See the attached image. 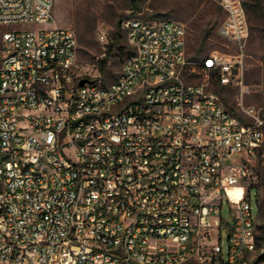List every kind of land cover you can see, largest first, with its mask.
<instances>
[{
	"label": "built area",
	"instance_id": "2783aa9c",
	"mask_svg": "<svg viewBox=\"0 0 264 264\" xmlns=\"http://www.w3.org/2000/svg\"><path fill=\"white\" fill-rule=\"evenodd\" d=\"M213 1L237 53L200 69L243 85V1ZM55 3L0 0V264H264L245 186L264 166L261 111L187 84L188 32L170 20L123 22L131 52L103 85L76 33L46 27Z\"/></svg>",
	"mask_w": 264,
	"mask_h": 264
},
{
	"label": "rangeland",
	"instance_id": "374dc122",
	"mask_svg": "<svg viewBox=\"0 0 264 264\" xmlns=\"http://www.w3.org/2000/svg\"><path fill=\"white\" fill-rule=\"evenodd\" d=\"M224 17L219 4L213 0H56L53 20L46 27L72 29L78 38V62L108 86L119 77L122 61L131 52L122 30L123 22L129 19L180 22L188 32L184 81L203 85L208 91L219 94L225 107L238 117L249 107L260 110L264 117V13L254 9L248 12L250 34L244 47L243 85L221 86L213 74L200 69L202 60L214 52L237 53V48L218 34ZM102 27L110 31L108 42L98 37ZM15 28L36 29L37 26H8L3 30ZM207 33L209 36L205 38ZM81 35L85 37L84 43H81ZM110 48L113 51L108 56ZM102 61L106 62L103 73L99 70ZM245 186L252 187L253 213L259 219L258 236L263 238L264 166L256 167L254 178ZM222 216H229L227 203L223 204ZM223 242L226 249V235Z\"/></svg>",
	"mask_w": 264,
	"mask_h": 264
},
{
	"label": "trees",
	"instance_id": "16d2710c",
	"mask_svg": "<svg viewBox=\"0 0 264 264\" xmlns=\"http://www.w3.org/2000/svg\"><path fill=\"white\" fill-rule=\"evenodd\" d=\"M242 1H243L245 10H246L247 16H248V12H250V10H253V9L261 13H264V0H242ZM208 36H209V33L205 35V38H207ZM84 38H85L84 35H81V43H84ZM112 51H113L112 48H110L108 51V56L112 54ZM105 67H106V62L105 61L100 62L99 70L101 73L104 72ZM258 240L261 244L264 243V237L260 238L258 236Z\"/></svg>",
	"mask_w": 264,
	"mask_h": 264
},
{
	"label": "water",
	"instance_id": "95a60500",
	"mask_svg": "<svg viewBox=\"0 0 264 264\" xmlns=\"http://www.w3.org/2000/svg\"><path fill=\"white\" fill-rule=\"evenodd\" d=\"M84 83H85L84 81H83V82H81V85L83 86V85H84Z\"/></svg>",
	"mask_w": 264,
	"mask_h": 264
}]
</instances>
